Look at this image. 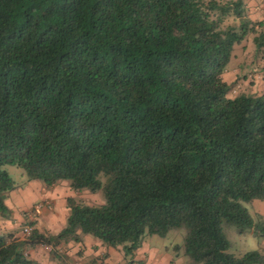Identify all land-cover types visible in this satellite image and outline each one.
I'll return each instance as SVG.
<instances>
[{"label": "trees", "instance_id": "16d2710c", "mask_svg": "<svg viewBox=\"0 0 264 264\" xmlns=\"http://www.w3.org/2000/svg\"><path fill=\"white\" fill-rule=\"evenodd\" d=\"M250 36L262 52L264 20L243 0H0V219L17 188L7 165L104 197L69 198L58 234H0V264H35L40 245L61 260L82 236L135 264L148 235L182 229L172 264H264L224 231L264 238L246 207L264 201V93L231 98L224 78Z\"/></svg>", "mask_w": 264, "mask_h": 264}, {"label": "rangeland", "instance_id": "374dc122", "mask_svg": "<svg viewBox=\"0 0 264 264\" xmlns=\"http://www.w3.org/2000/svg\"><path fill=\"white\" fill-rule=\"evenodd\" d=\"M224 78L228 83L233 85V91L230 95L231 98H234L242 93L254 95L264 93V50L260 53L256 51L252 36L248 37L239 46L236 45L234 58L228 65L227 72L225 73ZM4 170H6L14 179L17 184V188L10 193L12 194V204L15 209L14 212L11 210L12 217L9 220L0 219V222L4 223L5 221H11L14 215L17 218H20L19 221L18 219H16L19 226H17L15 230H12L10 232H14L18 237L24 238L26 236L24 233V227L31 219V215L34 214L33 212L35 209H37V206L42 204L43 199L41 200L40 196L43 195L42 190H44L45 187H43L40 192L37 190H33L34 188L32 184H29L30 182L27 180V177L24 174L23 170L18 168L17 166L7 165L4 167ZM58 192V196L60 198H67V200L69 198H73L78 203L80 202L86 205L95 206L104 204V197L101 192L92 193L88 190L76 192L70 189L68 182L61 183L59 185ZM249 206L251 205L246 204V207L249 208ZM25 208H29V211L27 212L28 215L23 217V212H17V210ZM251 209L252 207H250L249 210L251 211ZM61 210L63 213H66L67 211L69 212L68 203L67 206L65 207L64 205ZM0 229L1 232L9 231L7 228H3L2 226H0ZM224 231L228 241L231 244V253L237 256H241L247 252L252 251L262 252L261 244L262 241H264V238H258L253 233L241 235L234 225L225 227ZM184 238L185 230L182 229L170 232L169 235L165 238L158 235H148L145 238V242L151 248H158L162 250L170 249V252H167L172 255L173 262V255L176 254L173 251V247L175 245H182L184 243ZM65 249L67 250V252L70 251L69 247L65 246L61 248V251ZM136 256L137 254L135 253V255L133 256V260L136 258ZM124 258L126 260L125 264H128L127 262L132 259V257L126 258L125 255ZM69 262L72 264L71 257ZM173 264H189V259L182 254L180 257L176 258V261Z\"/></svg>", "mask_w": 264, "mask_h": 264}, {"label": "crops", "instance_id": "0c3cea01", "mask_svg": "<svg viewBox=\"0 0 264 264\" xmlns=\"http://www.w3.org/2000/svg\"><path fill=\"white\" fill-rule=\"evenodd\" d=\"M246 8L248 9L249 17L254 21L264 20V0H243ZM33 190L41 191L43 195L40 196L42 204L37 206L34 210V214L31 215V219L28 223H35V227L41 232H50L52 234L60 233L67 223L69 212L63 213L61 208L67 206V198H60L58 196L59 185L53 188H47L44 184L39 181H30ZM71 189V188H70ZM12 194L7 200L8 207L14 212V206L12 204ZM252 207L251 214L253 216L260 215L264 218V201H255L250 204ZM68 210V209H66ZM29 208L18 209L17 212H23V217L27 216ZM14 214V213H13ZM20 218L13 217L11 221L0 222V226L7 228L9 231L1 232L0 234L8 233L15 230L18 225ZM64 219V220H63ZM1 230V229H0ZM261 251L264 252V241H262ZM70 251H61V260L57 259L51 254L50 247L36 246L28 250V256L35 264H71L70 257L72 258V264H125L123 251L119 248L114 249L107 247L101 241L94 239L91 236H82V242L79 243L71 242L67 246ZM50 249V250H49ZM137 256L133 260L135 264H139L141 261L143 264H172V255L166 250L151 248L145 241L142 248L136 252ZM139 261V262H138ZM141 262V263H142Z\"/></svg>", "mask_w": 264, "mask_h": 264}, {"label": "built area", "instance_id": "2783aa9c", "mask_svg": "<svg viewBox=\"0 0 264 264\" xmlns=\"http://www.w3.org/2000/svg\"><path fill=\"white\" fill-rule=\"evenodd\" d=\"M30 232H31V229H30V228H26V229L24 230V233H25L26 235H29Z\"/></svg>", "mask_w": 264, "mask_h": 264}]
</instances>
